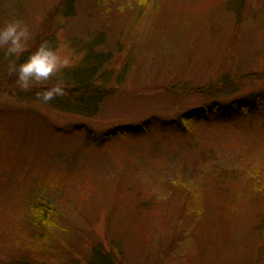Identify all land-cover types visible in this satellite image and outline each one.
<instances>
[{
    "label": "rangeland",
    "instance_id": "1",
    "mask_svg": "<svg viewBox=\"0 0 264 264\" xmlns=\"http://www.w3.org/2000/svg\"><path fill=\"white\" fill-rule=\"evenodd\" d=\"M63 1L0 0V25L15 18L29 29L17 64L44 42L72 54L44 87L23 91L0 50V264L14 260L11 238L26 232L33 198L53 202L59 217L61 250L35 254L41 263L80 259L102 244L118 264H264L263 119L206 122L189 140L157 134L115 148L86 141L82 131L99 137L264 92V0H237V15L227 0H71L62 13ZM140 4L142 13L157 8L155 21L145 13L128 25ZM93 51L115 54L107 74L92 72L102 87L97 108L70 114L65 107L81 103L66 71L95 69ZM224 77L221 95L183 87H216ZM58 79L66 96L35 99ZM224 171L229 175L217 174Z\"/></svg>",
    "mask_w": 264,
    "mask_h": 264
},
{
    "label": "trees",
    "instance_id": "2",
    "mask_svg": "<svg viewBox=\"0 0 264 264\" xmlns=\"http://www.w3.org/2000/svg\"><path fill=\"white\" fill-rule=\"evenodd\" d=\"M143 4V3H142ZM142 4L138 5V15L136 18H131V22L128 25L135 23L137 25L138 21L142 18V15L147 13L146 15L151 14V22L155 21L157 8H152V13L147 11L142 13ZM226 9L231 11V13H235V15L241 13V6L237 2V0H227L225 3ZM62 9V13H67V10L71 7V0H64L62 5L60 4ZM66 11V12H65ZM243 11V10H242ZM69 12V11H68ZM154 24V22L152 23ZM150 24V28L152 26ZM136 29V27H134ZM131 34V33H130ZM96 40L98 43L103 41V36L100 35ZM51 41V40H49ZM148 41V40H147ZM42 42V41H41ZM101 44V43H100ZM105 46V44H103ZM120 49V45L116 50ZM122 49L120 50V52ZM225 52L229 53L228 49ZM94 53V51H93ZM91 53H89L90 55ZM94 61H95V69L94 67L90 70H86L82 67H78L75 70L66 71L68 83H73L71 94L76 96L77 101L81 103L78 108L69 106L65 107L66 110H69L68 113H73L78 116H83L86 112L90 114L93 113L95 108H97V104L95 98H98L101 95L100 89L102 87H96L95 82H91L93 77L92 72L96 71L94 74V78L100 73L107 74L105 71V67L108 66L109 59L115 54L112 51H107L106 53L100 51L94 53ZM22 60V59H21ZM27 60V59H26ZM24 62V61H23ZM22 62V63H23ZM116 60L112 62L109 68H112ZM104 71H103V70ZM249 73L245 74L243 78L247 79ZM103 77H100L102 79ZM225 81H222L216 87L207 86L204 88L190 87L188 85H183V87H187L189 89H194L193 91L188 90V93L194 92L197 93H208L213 92L215 94H222L229 81L224 77ZM67 83V84H68ZM91 86L94 87V90H89ZM233 87V85H232ZM206 89V90H205ZM205 90V91H202ZM106 91L105 93H107ZM234 93V91H231ZM104 93V94H105ZM104 97V96H103ZM90 112V113H89ZM70 113V114H71ZM238 116H245L250 120L253 119H263L264 120V92H259L257 94H250L247 97H242L241 100H235L230 102L228 105H222L220 102H212L208 105L203 104L198 109H192L188 111H184L182 114L176 116L174 119L165 120L162 117L158 118H150L147 121L139 122L131 125H124L121 127H116L104 132L103 135L97 137L93 134H88L86 129H82L83 133L86 134V141L93 140V142L100 146H111L125 143V142H137L143 138H147L150 136H154L157 134L165 135H177L178 137H185L186 140H189L190 133L193 131V127H198L199 124L206 122H213L216 124L222 125H233L232 120H236ZM164 119V120H163ZM75 132V129H71L66 131L65 133H60L62 136L71 135ZM88 137V138H87ZM136 144V143H135ZM138 145V144H137ZM140 147V145H138ZM219 176L229 175L228 172L224 171L222 173H217ZM222 174V175H221ZM187 198V197H186ZM185 198V200H186ZM32 199V198H31ZM190 200V198H188ZM202 204L203 207L206 204L205 199L200 198L198 200ZM194 202V201H193ZM27 212L28 216H25L26 221V232L21 228L19 232H16L12 238L11 243L14 244L16 251L14 254V260L5 264H118L119 260L111 255L110 251L104 253L103 245L99 244L96 247L87 248L85 255L83 258L74 259V260H65L63 262H53V261H45L39 262L41 258L35 256V254H39V252L45 251L46 254L56 255L60 252L61 248L59 247V242L57 240L58 236V212L53 202L46 198H33L27 203ZM183 219L182 217L179 220ZM56 238V239H55ZM175 244V242H174ZM58 247V248H57ZM124 256V255H123ZM50 260V259H49Z\"/></svg>",
    "mask_w": 264,
    "mask_h": 264
},
{
    "label": "clouds",
    "instance_id": "3",
    "mask_svg": "<svg viewBox=\"0 0 264 264\" xmlns=\"http://www.w3.org/2000/svg\"><path fill=\"white\" fill-rule=\"evenodd\" d=\"M29 29L19 19H11L0 25V50L9 59L10 75H15L19 89L28 91L44 87L53 77L72 63V54L61 56L48 42L42 43L27 60L17 64V59L27 50ZM65 83L58 79L51 87L35 94V99L48 104L50 101L66 96Z\"/></svg>",
    "mask_w": 264,
    "mask_h": 264
}]
</instances>
